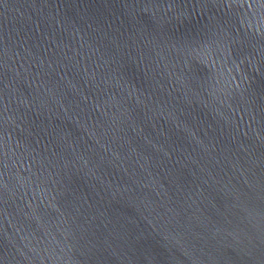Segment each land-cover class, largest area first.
<instances>
[{"label":"water","instance_id":"95a60500","mask_svg":"<svg viewBox=\"0 0 264 264\" xmlns=\"http://www.w3.org/2000/svg\"><path fill=\"white\" fill-rule=\"evenodd\" d=\"M0 264H264V0H0Z\"/></svg>","mask_w":264,"mask_h":264}]
</instances>
